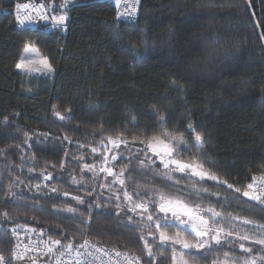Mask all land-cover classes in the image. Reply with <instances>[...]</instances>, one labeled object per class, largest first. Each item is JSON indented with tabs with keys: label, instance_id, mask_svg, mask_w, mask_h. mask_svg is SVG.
Wrapping results in <instances>:
<instances>
[{
	"label": "trees",
	"instance_id": "trees-1",
	"mask_svg": "<svg viewBox=\"0 0 264 264\" xmlns=\"http://www.w3.org/2000/svg\"><path fill=\"white\" fill-rule=\"evenodd\" d=\"M25 1L42 3L49 19L18 29L15 4ZM117 7L0 0V253L7 264L33 260L10 259L20 224L60 247L92 241L142 264H175L181 249L163 237L191 244L182 251L188 264H252L243 246L261 264L264 197L245 193L264 176V0H142L135 23L121 21ZM62 13L66 30L51 19ZM28 45L54 76L17 71ZM165 135L184 142L177 161L209 178L166 174L138 149ZM111 140L134 148L114 165L124 170L121 203L108 188L118 177L86 172ZM81 178L86 185L75 183ZM164 201L193 206L209 232L199 240L189 220L160 214Z\"/></svg>",
	"mask_w": 264,
	"mask_h": 264
},
{
	"label": "rangeland",
	"instance_id": "rangeland-1",
	"mask_svg": "<svg viewBox=\"0 0 264 264\" xmlns=\"http://www.w3.org/2000/svg\"><path fill=\"white\" fill-rule=\"evenodd\" d=\"M71 1V0H68ZM115 5L118 6L115 2ZM62 14H66V13H62ZM27 47H31L33 49H35V52H29V53H25L23 52L22 57L26 58V59H42L45 58L37 49V47L35 46H31L28 45ZM21 57V58H22ZM36 67H40V71H36L35 68ZM17 71L23 75H27V76H42V77H52L54 76V73H47L42 66H34L31 69H17ZM169 137H171L172 139L170 140L169 144L167 146L164 145H159L157 144L155 146V150H153L152 147H150V144L147 145H143V148L140 146L138 149H145L149 155H151V157L155 158L162 166V168L165 170L166 174H171L172 172H177V173H182V174H190L191 176H193L195 179L197 180H204L206 178H209L208 174H206L204 171H202L201 169L197 168L196 166H192V165H187V164H182L179 161H177V159L175 158V155L181 151L184 150V142L182 139L180 138H174L173 136H169V135H165L161 138L168 140ZM104 149V158L103 161L101 162L100 165L97 166H92V167H87L86 168V172L89 174V179L91 178V180H94L96 178H98V175L100 173H104L107 176H111L112 178H114L115 176L118 177L116 179V183L114 185H112V187H108L110 192L112 194H114V197L119 200L118 202L121 203L120 201H122V197H124V201L129 200L128 195L126 194H122L120 193V191H122L124 189V184L123 182L119 179V176L123 173L124 170H121L119 173H116V169L114 167V165L116 164V162L119 161L120 158H130L132 151H133V146L127 142H122V141H108L106 144H104L103 146ZM261 178V177H260ZM258 178V180L260 179ZM86 180L85 178H81V179H76L75 183L77 185H86ZM115 185H117V187H115ZM252 185V184H251ZM246 193H251V195H247V197L252 200V201H260L257 199H254L253 197L256 196L253 193V188H250L248 186V189L246 191ZM139 207H136V210H139ZM189 220V219H188ZM197 223L200 227V233L198 234H194L191 229L189 230V232L193 233L194 236L201 240L204 235H206L209 232V228L207 227V225L200 219L197 218ZM202 223H201V222ZM188 225V228H196L195 224H191L190 222H186ZM230 237V236H228ZM231 238V237H230ZM233 238V237H232ZM163 241L166 242H170L173 245L179 247L178 250L174 248V254H175V264H188L186 263V261L182 258V251H188L191 249V244L187 243V242H179L176 239H169L167 237H163ZM188 245L187 247H185V245ZM240 252L243 253L245 256H248L250 258V262L252 264H257V260L255 258H253V252L248 248V247H241L240 248ZM234 259V258H231ZM52 264V262H50L49 260H41V259H33V260H28V261H23L20 264ZM216 264H237L236 262L232 261V260H221ZM264 264V261L261 263Z\"/></svg>",
	"mask_w": 264,
	"mask_h": 264
},
{
	"label": "built area",
	"instance_id": "built-area-1",
	"mask_svg": "<svg viewBox=\"0 0 264 264\" xmlns=\"http://www.w3.org/2000/svg\"><path fill=\"white\" fill-rule=\"evenodd\" d=\"M142 0H121L120 4L117 7V16L118 18L127 23H135L137 22L139 16H140V5ZM23 3H29L30 5L36 6L37 9H39V5L42 3H36L31 1H25ZM135 8V12H133V9ZM23 12V10H21ZM31 15L34 17V19L26 21L23 26L19 25L16 19L15 15V21H16V27L20 30L32 28L36 25H38L41 21H43V16L47 15V10L44 6L43 10H39L40 14H37V11H33L32 9L29 10ZM55 22V21H53ZM261 178H264L261 177ZM261 178L257 180L256 183L252 185H257L261 182ZM253 188V187H250ZM253 193L257 195L258 188H253ZM264 197V194H260V198ZM157 210L160 214L166 216L167 218H180V219H186L190 221L191 224H195L196 228H188L194 231V234L200 233V227L197 223L196 218V209L193 206H190L186 204L183 201H164L161 202ZM1 232V227H0ZM12 238L14 239V246L11 250V257L14 253L22 254L25 256V259H50L53 264H56V258L61 256V253H63L62 259H72L71 264H75L76 257L74 256V252L79 249L81 253H85L84 247L79 246H71V251H68V246H54L55 248V255L52 253H49L47 255H44V253L47 251L45 248V245L41 243V241L37 237H35L32 233H28L25 230H20V236H15L12 234ZM36 241L37 244H33L32 242ZM85 242L82 244L84 245ZM19 245V247H18ZM24 245H27V247H24ZM39 249V251H37ZM87 252H90L91 255L87 256L86 259L88 261H91V264H142L139 260V258L134 254L129 253H123L115 251L105 245L87 241ZM1 254V253H0ZM87 264V261L85 262Z\"/></svg>",
	"mask_w": 264,
	"mask_h": 264
},
{
	"label": "snow or ice",
	"instance_id": "snow-or-ice-1",
	"mask_svg": "<svg viewBox=\"0 0 264 264\" xmlns=\"http://www.w3.org/2000/svg\"><path fill=\"white\" fill-rule=\"evenodd\" d=\"M116 4L119 5L121 0H115ZM30 9H32L33 11H37V14H40L39 10H43L44 9V5L41 4L39 5V9L36 8V6L30 5L29 3H17L15 4V15H16V19L19 25L23 26L25 24L26 21L32 20L34 19V17L31 15L30 13ZM23 10V12L21 11ZM133 12H135V8L133 9ZM44 20H48L49 17L47 15L43 16ZM51 19L53 21H55V23L57 25H59L61 28L66 30V22L69 19L68 16L66 14H60V15H55L52 16ZM257 23V27H259V22ZM261 36L264 37V32H261ZM36 50L31 48V47H25L24 52L25 53H29V52H35ZM42 66L43 69L47 72V73H54L55 72V68L53 67L52 63L49 61L48 58H42V59H26L24 57H22L19 62L16 64V68L17 69H31L34 66ZM36 71H40V67H36L35 68ZM66 111L70 112L71 109H67ZM53 113L56 117H59L60 119H63V115L61 114L60 111L56 110V107L53 106ZM153 115H158L157 113H153ZM161 119H163V117H159ZM4 121L5 122H9L7 117H4ZM189 131L192 130V125H189ZM202 137L200 136L199 133L196 134V140H200ZM172 138L169 137L168 140H165L163 138H156L154 139L151 144L150 147L153 148V150H155V146L157 144L159 145H164L167 146L170 142ZM48 179H50V177H48ZM37 188H39V185L36 186ZM249 187H253V188H258V193L256 196H254V199L260 200V194H264V178H261V182L258 183L257 185H250ZM246 195H251V193H245ZM10 195L15 196L16 193L11 192ZM3 218L4 219H10L8 213L5 211L3 212ZM20 230H25V226L24 225H20L17 224L15 228H12V234L15 236H20ZM26 231L28 233H32V232H36V229L33 228H27ZM33 244H37L36 241L32 242ZM41 243H43L45 245V248L47 249V251L44 253V255H47L49 253H52L53 255H55V248L54 246H59L60 245V241L59 240H51V238H49L48 241H41ZM188 245L186 244L185 247H187ZM200 245H197V247H199ZM19 247V245H18ZM24 247H27V245H24ZM79 247H84L85 248V253H81L79 251V249H77L74 252V256L76 257L75 259V264H85V262L87 261V264H91V261H88V259H86V255L90 256L91 253L87 252V242H85L84 245H80ZM71 245L68 246V251H71ZM37 251H39V249H37ZM63 253H61L60 257L56 258V264H71V261H73L72 259H62L63 257ZM13 262H15L16 260H23L25 259V256L22 254H17L14 253L13 256L10 258ZM0 264H7V261H5V258L3 256V254H0ZM35 264V262H34Z\"/></svg>",
	"mask_w": 264,
	"mask_h": 264
}]
</instances>
